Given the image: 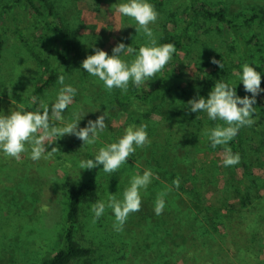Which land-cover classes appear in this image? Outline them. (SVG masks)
<instances>
[{"label": "trees", "instance_id": "obj_1", "mask_svg": "<svg viewBox=\"0 0 264 264\" xmlns=\"http://www.w3.org/2000/svg\"><path fill=\"white\" fill-rule=\"evenodd\" d=\"M72 2L76 5L77 0H0V21L10 17L15 23L13 33L18 35L16 37L34 64V68L28 67V70H35L37 73L33 85L35 94H42L57 87L60 75L64 76L66 85L76 89L72 104L75 108L85 109L77 113L84 115L78 122V128L85 127L89 120L95 121L97 116L105 114V129L111 130V139L117 142L130 125H147L146 132L150 143L143 148H136L127 162L150 169L159 183L149 184L144 193L141 192V204L145 202L146 209L137 220H134L133 214L128 216L121 236L124 233L129 236L127 243L144 239L145 253L150 248L157 250L154 264H166L168 260H174L175 255L186 257L191 264H263L264 259L258 247L259 241L264 237V194L261 193L263 181L260 176L254 175L250 168L258 164L254 162L255 152L264 149V145H260L264 142V91L255 97L256 103L253 107L256 108V113L252 114L255 123L251 127L240 128L238 134L226 146L216 148L211 146L210 140L204 134L205 130L217 124L226 125L220 120H210L205 112H190L187 103L190 99L198 97L207 99L217 81L236 85V95L241 98L251 97V93L244 90L236 75L242 72L244 64L261 74L260 87L264 89V58H261L264 39L255 31L245 35L241 25V21H263L264 6L250 5L249 10L232 13L225 5L209 0H180L176 7L175 0H147L156 10L165 9L172 3L173 7H168V12L163 15L159 24L160 31L149 27L157 41L156 46L171 43L176 51L163 70L139 88L129 82L126 92L118 88L109 92L97 77L89 75L81 67L82 61L88 55L94 54L95 49L101 50L103 45L98 37L92 35L89 44L84 35L78 36L73 24L63 18V9ZM15 11H18L19 16H10ZM214 24H219L229 31L233 45L229 46L226 53L223 48L222 51L210 49L198 54L194 58V64L202 73V78L196 81L190 80L189 77L183 79L179 71H176L175 64L178 60L183 61L191 56L190 51L201 45L199 32L204 31L206 35L222 30L213 26ZM7 28L0 22V60L7 51L9 42ZM128 42V46L131 45L137 51L141 46H148V38L142 33H136ZM121 59L130 62L134 55L121 54ZM212 59L220 60L223 69L211 63ZM7 72L11 74L12 70L7 69ZM5 75L0 63V80H6ZM12 79L10 78L9 82ZM181 81H185V84ZM7 83L8 79L4 85ZM5 86L0 84V115H8L12 111H29L26 107L16 104L18 95L6 91ZM122 115L123 121L115 126L110 123ZM62 116L63 122L52 123L63 127L65 121L70 122L74 118L73 116L70 119L63 113ZM55 139L57 140L54 146L59 151L54 154H58L59 160L61 157L75 159V155L67 150L72 148L71 143L86 146L87 153L92 154L90 145H82L83 142L73 135L65 134ZM202 142L212 149L224 150L229 147L233 154L238 153L240 162L227 168H239L241 176L236 171L230 173V177L220 189L214 185L211 178L214 165L206 164V161L203 163L194 155ZM52 146L49 147L50 150ZM26 147L30 148L28 145ZM8 158L0 152V159H3L4 163L10 164ZM67 163L71 165V161ZM130 165L120 170L123 177L129 176ZM13 167L15 180L24 176L22 169L18 171L16 166L11 169ZM177 178L178 188L173 185V180ZM14 179L10 181L13 184ZM3 184H0L2 260L6 259L3 255L6 249L11 251L10 257L16 254L18 257L25 253L32 254L33 248L27 244L33 239L11 240L12 237L6 231L9 230L11 235L29 237V233L26 235L27 219L32 220L33 216H36L41 221L43 216L37 210L38 205L45 213V207H53L56 204L53 205L52 200H58L55 194L49 196L41 193V197H38L21 181L14 185ZM211 186L218 189L214 190L212 195L209 194ZM60 189L59 206L57 205L62 213L59 224L60 244L50 255L41 258L39 264H73L77 261L80 264H110L112 258L108 260V256L105 260L95 261L97 248L81 243L76 237L83 204L94 202L98 196L97 183L92 179H84L74 184L60 181ZM161 192H167L164 197V200H167L166 209L164 208L161 215L150 214L147 208L154 207L157 194ZM35 209L37 214L34 213ZM183 218L186 219L187 225L181 224L184 222ZM130 225L135 226L130 227L131 232L135 233L131 239L130 230L126 229ZM111 235L118 236L115 230L111 231ZM22 243L26 245L25 248ZM113 260L114 264L125 262L127 253L113 254ZM7 261L3 260L14 264L13 259Z\"/></svg>", "mask_w": 264, "mask_h": 264}, {"label": "rangeland", "instance_id": "obj_2", "mask_svg": "<svg viewBox=\"0 0 264 264\" xmlns=\"http://www.w3.org/2000/svg\"><path fill=\"white\" fill-rule=\"evenodd\" d=\"M209 1L225 5L232 13L249 10L250 5H252L253 7L264 6V0ZM126 2L127 0H77V2L75 3L76 5H74L72 2V4L63 9V18L66 21L70 22V24H73V26L76 28L77 35H84L85 40H88L89 44L90 35L98 37L103 45L101 50L111 55L113 47H115L118 43H123L125 44V46H128V41H131L133 36L136 35V22L128 17H121L115 10L116 5ZM179 4L180 0H175L174 6L176 7ZM168 7L172 8V3H169L165 9H155V11L158 13L157 20L155 21V23H152L149 26L153 28L155 27L157 28V31H160L159 24L163 18V15L168 12ZM10 16L18 17L19 13L18 11H15ZM261 21L255 20L249 21L248 23L241 21L242 29L245 35H249L252 31H255L260 33L264 39V19L262 22ZM0 22L1 24H3V27H8L6 34L9 38V42L7 43V51L4 52L0 60L3 74H6L4 78L6 80L8 79V83L5 86L4 82L6 80H0V84H3V87L5 86L6 91H11L14 92V94H17V100H15L16 104L22 107H26L29 111L42 110L40 109L41 102L50 107L55 102L59 90L66 84H59L51 91L38 95L35 94L33 92V85L37 73H35V70H32L31 72H29L28 70V67L34 68V64L31 60H29L30 56H28L26 49L21 44L20 40L16 37L18 35L13 33V24L15 23L11 21L10 17H6L5 21ZM213 26H218L222 30H220V32H216L215 34L206 35L204 31L199 32L201 37V45L196 46L193 51H190L191 56L184 58L183 61L178 60L175 64L176 71H179L183 79H188L187 77H189L190 80L196 81L199 78H202V73L199 72L196 65L194 64V58L198 54L210 49H218L222 51L223 48L224 53H226L229 50V46L233 45L231 34L225 27L219 24H214ZM261 58H264V52L262 53ZM14 68L17 69V71ZM7 69H11L12 73H8ZM15 74H18L20 76H15ZM10 78L13 79L9 82ZM181 83L185 84V81H181ZM32 97L37 98L35 104L32 103ZM72 103L68 105L66 110L63 112V114L70 119H72L74 113L85 110L83 108H75ZM123 119L124 115L119 117V119H113L110 123L115 126L119 122L123 121ZM65 122L67 123L69 121ZM110 131L111 130L109 129H104L103 132L99 133V139L97 140V142L89 146V148L92 149V154L87 153L88 148L86 146H79V143H71L72 148L67 150L75 155V159L70 157H61V161L59 160L58 154H54V158H41L38 161H33L32 159H30V148L29 151L21 154L20 160L9 157L8 159L10 161V164L4 163V158L0 159V184H13V182L11 183L10 181L11 179H14L13 176L16 174L15 168H11L12 166H16L19 168L18 171L22 169V175L24 176H21L20 179H14V184L18 181L24 182L26 186L32 189L33 193H36L38 197H41V193L48 194L49 196L55 194L57 196V199L59 200L58 197L61 195L60 181H66L69 184H74L84 179H87V181H90V179H92L97 183L99 193L94 202H87L83 204L80 225L76 233L77 239L83 244L93 245L97 248V254L95 255V261L97 262H99V260H105V257L108 256V260L112 258L110 264H114L115 261L113 260V254L121 255L123 252H126L127 261H123L121 264H154L153 261L155 260L156 255H158V251L150 248L145 253L146 248L144 249V244L146 241L144 239H135L130 243H127L126 240L129 239V236L126 233L121 236L122 231H116L118 235L117 237H113L111 235V231H114L113 224L115 222L114 214L112 213L111 209L106 208L104 214L98 220H96L95 223H93L94 214L91 211V206L98 201L106 202L110 194L115 195L117 199H122L124 190L130 186L131 177L136 174L142 175L146 170L145 168H141L140 166H136L135 164L130 165L128 162L123 164L119 170L112 174L105 173L102 170V165H98L91 170L79 168L80 161L87 159L94 160L95 155L98 154V150L101 147H104L105 145L110 143H114V140L111 139ZM250 142L253 143L254 141ZM260 145H264V142ZM50 146H52V144L46 146L47 151H50ZM52 147H55L54 143ZM197 151L198 152H196V154L194 155L198 157V159H200L203 163L206 161V164L212 163L214 165V169L212 170L213 176L211 178L213 184L217 185L219 189L230 177V173H234L237 171V174H240L241 176L242 172L239 168L233 170L232 168L223 166L222 154L224 150L212 149L210 147H207V145L202 142L199 143ZM255 155L256 160H254V162H257L258 164L253 168H250V171L253 172L254 175L260 176V179L263 181V188L261 190V193L264 194V149L259 152H255ZM68 161H71V165L67 163ZM13 163L16 164L13 165ZM127 163L128 166L130 165V167L128 168L129 176L126 175L125 177H123L120 170H123V168L127 166ZM33 179H35L36 181H33ZM158 183V180L153 177L150 184L158 185ZM38 189L40 190V194H38ZM144 190L146 189H141L140 194ZM214 190L218 189H216V186H211L209 194L212 195V192ZM58 200H52V204L54 203L56 205L53 204V207H45V213L38 205L37 210L43 216V219L41 221L38 220L36 216H33V219L31 218L32 220L27 219L28 227L26 228V235L29 233V237H20L18 236V234L11 235L9 233V230L6 231V233L12 237L11 240L17 239L25 241L30 239L31 241V239H33V241L27 244L31 245L33 251L32 254L25 253L20 257H18V255L16 254L15 256L10 257V255L12 254L11 251L6 249L5 253H3L6 259L3 258V260L7 261V259H13L14 264H39L41 258L50 255L53 252L54 248L60 244L59 238L61 228L59 224L62 219V213H60L58 207ZM150 200L151 199H149V202ZM165 201L167 203V200ZM144 203L141 204L140 211L132 213L134 215L132 216L134 220H137L141 212L146 209V205ZM147 209L149 210L148 212L150 214L154 213L153 206H150ZM34 213L37 214L36 209L34 210ZM183 220L184 222H181V224L187 225L186 219L183 218ZM130 227L133 228L135 226L130 225L128 228H126L130 230L131 239L134 238L135 233L131 232ZM123 242H125V244H122ZM22 247L25 248L26 245L22 243ZM258 247L261 249V257L264 259V237L259 241ZM32 248H30V251ZM99 254H101V256H99ZM175 257L176 258L174 260H168V262L166 261V264H191L189 263V259H187L186 257L179 255H175ZM3 260L0 259V264L9 263V261H7L8 263H6L3 262ZM73 264H80V262L77 261Z\"/></svg>", "mask_w": 264, "mask_h": 264}, {"label": "clouds", "instance_id": "obj_3", "mask_svg": "<svg viewBox=\"0 0 264 264\" xmlns=\"http://www.w3.org/2000/svg\"><path fill=\"white\" fill-rule=\"evenodd\" d=\"M116 12L121 17L131 18L136 22V33H142L148 38V46L139 47L138 51L123 43H118L112 49V54L95 49L94 54L88 55L81 63V67L89 75L97 77L104 85V88L111 92L114 88L126 92L131 82L136 87H140L146 81L151 80L158 72L162 71L172 58L176 48L171 43L156 46L150 24L155 23L158 13L147 0H127L126 3L116 5ZM119 30V29H118ZM121 54L134 55V59L127 62L121 59ZM211 63L223 69L220 60L212 59ZM246 92L251 93V97L243 98L236 95V85H229L223 81H217L208 93L207 99L198 97L190 99L188 105L192 113L205 112L212 121H223L224 125L217 124L211 129L205 130V135L211 142V146L227 145L239 132L240 128L251 127L255 123L253 113L256 108L255 97L264 89H261V74L248 64L242 66V72L236 73ZM64 76L58 77V83L64 85ZM76 89L71 85H64L56 97L55 102L49 107L43 102L40 109L36 111H12L8 115H0V152L6 157L20 160L21 154L29 151L30 159L38 161L41 158L49 159L54 153L59 151L57 147H52L50 151L46 146L53 144L61 136L73 135L79 138L83 144L93 145L99 139V133L107 127L106 116H97L95 121L89 120L87 125L78 128V122L83 116L74 113L73 120L67 122L63 127H57L53 121L62 122V113L68 105L73 102ZM37 98L32 97V103H36ZM147 125L136 127L130 125L125 129L124 135L117 142L101 147L98 154L93 159L82 160L79 163L80 169L91 170L98 165H102V170L107 174H112L125 164L128 158L136 151V148H143L150 143L146 132ZM223 156V166H234L240 162L239 154H233L231 148L225 147ZM153 172L146 169L142 175L136 174L131 177L130 186L127 187L122 199H117L110 194L107 201H98L91 206L94 214L93 223L96 222L105 212L106 208L111 209L115 222L113 228L120 232L128 216L141 208V189H147L153 178ZM173 185L179 187V179L173 180ZM167 192L157 195L154 204V213L161 215L165 208L164 197Z\"/></svg>", "mask_w": 264, "mask_h": 264}]
</instances>
